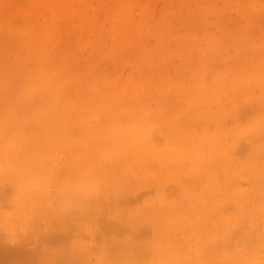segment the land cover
<instances>
[{
    "label": "bare ground",
    "instance_id": "1",
    "mask_svg": "<svg viewBox=\"0 0 264 264\" xmlns=\"http://www.w3.org/2000/svg\"><path fill=\"white\" fill-rule=\"evenodd\" d=\"M42 1L28 0L29 7L22 10L26 15L19 16L25 27L19 19V26L10 27L11 11H5L9 18L5 13L0 17V147L4 141L10 147L4 157L11 170L4 178L12 177L6 180L9 184L0 183V208H6L3 215L0 211V264H264V115L255 113L260 103L264 105V70L250 68L242 77L236 73L245 63L225 72L223 65L229 62L219 58L218 68L223 69H216L215 60L212 71L206 70L212 73L216 67L211 74L217 77L215 88L208 82L211 75H201L212 89L204 92L206 84L198 85L201 76L180 66L176 77L194 76L190 95L170 106L166 90L141 114L138 103L133 104L138 94L129 82H110L114 90L102 87L106 82L98 84L102 58L74 59L64 40L72 30L64 27V6L52 18L58 27L38 19ZM80 1L57 3L75 13L82 34L112 38L118 31L115 46L124 42L138 50L141 81L148 87L145 69L155 57L146 56L151 49L145 39L152 34H144L129 20L125 0L109 9V21L120 23L110 30L96 17V22L85 24L89 8ZM213 10L227 14L216 5ZM200 14H193L189 41L196 36ZM161 30L156 31L158 41L169 31L174 35L171 27L165 35ZM199 42L181 48L194 51V61ZM78 44L84 48L81 41ZM209 47L211 59L214 44ZM235 52L243 60L248 55L238 48ZM259 67L264 69V62ZM251 73L257 78L255 87L250 86ZM153 74L162 77L158 69ZM261 80L263 86L258 85ZM169 82L171 88L175 79ZM242 98L250 100L238 104ZM244 103L254 112L249 113L250 123L244 122L251 117L244 115ZM112 148L117 154L109 153ZM151 158L160 165L158 171L156 164L150 166ZM118 163L129 173L125 184H115ZM186 164L195 167L185 173L186 185L178 182L170 193L173 188H165V179L176 178ZM148 182L157 185L156 194L146 200L145 192L135 195ZM119 189L125 196L118 195ZM33 213L49 222L47 227L51 222L57 226L42 240L38 235L35 242L26 243L17 231L23 217Z\"/></svg>",
    "mask_w": 264,
    "mask_h": 264
},
{
    "label": "rangeland",
    "instance_id": "2",
    "mask_svg": "<svg viewBox=\"0 0 264 264\" xmlns=\"http://www.w3.org/2000/svg\"><path fill=\"white\" fill-rule=\"evenodd\" d=\"M1 1L3 2L1 3ZM1 1H0V17L1 15H4V13L6 14L5 11H7V13L11 11L12 12V13L10 12L12 14L11 18L14 16V18L16 19L12 18L14 22L10 21L9 23H14V24L13 26H10V27L15 28V26L21 25L23 22H22V19L20 22V18H23V17H19V16L20 14H22L23 16L26 15L22 10L27 9L29 7V4H27L28 0L26 1L25 0H21V1L20 0H16V1L15 0H1ZM45 1H48L51 4H43ZM117 2L119 1L118 0H81L78 4H80V6L88 4L89 13L85 19V24H91L92 22H96V18H97L98 20L97 22H100L101 25H104L106 29L110 30L111 28H115L120 25L118 20H115V22L113 23L110 22L108 15H107L109 9L115 7ZM249 2L250 0H228L227 2H224V0H198V1L197 0H125V3L127 4V6L124 8V11L126 15L129 17V20L134 24V26L137 29H139L140 31H143L144 34H147V33L152 34V35H149L145 39L146 42L148 43V48L151 49V52L146 54V56L155 57V60L152 64L150 60H148L147 68L145 69V74H147L146 81H147L148 87L145 84H143V82L141 81V67H140L141 60L139 58L140 54L138 50L136 51L133 48V46L125 45L124 42L121 43L122 47L115 46L116 44L114 43V40L115 38H118L120 36L118 31L117 33L115 32L113 34L112 38L111 37L105 38L100 33L93 34V32L90 34L84 32L82 34L81 31H79V25H78L79 19L75 17V13H73L71 10H68L69 6L66 7L64 4L57 3V0H43L42 4H40L43 10L40 11L41 15L38 16V19H41V20L45 19L44 21L45 22L48 21L49 23L54 21V23L58 27L57 22H55V19L53 20L52 18L56 15V13L58 12V9L64 6L63 7L65 8L64 12H67L63 16L64 17V20H63L64 27L66 26L67 28L72 29L67 34H64V40H65V44L69 46V49L72 52V55L74 56V59L86 60L88 57H91L93 59H97L98 57L102 58V62L104 63L99 64L98 62L99 65L96 71L97 76L98 77L100 76L98 84L103 85V83L106 82L105 85H103L102 87L109 89V87L111 86L109 85V83L110 82L117 83L118 79L123 80L124 82H129V86L133 88L132 89L133 92H136V94H138V98H136L138 102H133V104L134 106H137V103H138L136 110L141 114L142 113L145 114L149 106H152L154 103L157 102V98L155 96H157V94L160 95L166 90H168L167 95L169 96V98H171L169 101L170 106L176 105L180 100L190 95V94L188 95L186 94L190 93L188 91H190V87L192 85L194 76L176 77L177 69L180 66H185L186 69L192 70L196 74L197 77L198 75L201 76V75H204L205 73H208V71L211 72L212 70L210 71V69H212L211 67L212 64L215 66L214 63L216 62L218 65L219 58L221 61L222 60L225 61V62L222 61V63L224 64L225 63L227 64L228 62L229 63L226 66H224L221 63L224 69L222 67L219 69L218 68L219 65L217 66V68L214 66L213 67L219 70L223 69L225 72L228 70L235 69V67L238 66L239 62H242L243 64L245 63L246 65H245L244 70H240L239 72L236 73V75L239 73L240 76L242 75L244 76V73L246 71L248 72L250 68L254 70L256 68H259L258 69L259 72L264 70L263 68L259 67V65L264 62V0H259V2H257L256 4H253V2L252 3L251 2L249 3ZM23 4H24V7H23ZM68 4H70V1L68 2ZM214 5L223 9L224 12L227 14L222 15V14H217L216 12H214L213 10ZM7 6L10 7L9 9L7 8L8 10L6 9ZM76 6L78 8V5ZM14 8L15 10H13ZM20 8H22L21 9L22 13L20 11ZM197 11L201 14H200L199 19L196 21L197 23V27L195 29L196 36L193 37V40L191 39L189 41L188 39L189 31L192 30V28L190 27V22L193 18V14L196 13ZM17 13L19 14L18 18H17ZM7 15L8 14H6V16ZM10 15H8L5 18H9ZM10 19H7V21ZM18 19L20 22L19 25L16 24ZM25 22L26 21L24 20V23ZM28 22H26V24ZM25 26L26 25L24 24V26L21 25L20 27L22 28ZM169 27H171L174 31L173 36L170 35V31L169 33H166V35L164 33L168 31ZM160 29H162L161 32L163 31L162 34H164L166 37H161V38L159 37V41H158L156 39V36H157L156 31ZM40 35L43 37L46 36L44 32H41ZM79 41H81L84 48L79 47V44H78ZM198 41H200L198 45L200 49L197 52L196 60H195L196 62H195L192 57V54H194V51H191L189 53L188 51H183L181 48H183L184 43L192 42L194 45H197ZM0 43H1L0 46H3L2 40H0ZM211 43L214 44V50L212 52L211 59H210L209 54H210V50L212 49H210L209 45ZM88 44H90V46ZM233 47L238 48L242 50L243 52H245L246 54H248L247 57L244 60L237 57L235 48ZM220 56L221 57L223 56L224 59H221ZM190 57H192V59H190ZM165 58H166V61H164ZM200 59L204 60V62H200L199 61ZM194 62L196 63V65L194 64ZM115 64L116 65L118 64V67H115ZM197 67H200V68H197ZM196 68L197 70H200V71H197ZM214 68H213L212 73H208L209 75L215 72L216 69L214 70ZM157 69L160 71V75L162 77L155 76L153 74ZM206 70L208 71L206 72ZM103 71L106 73V74L104 73V76L107 75L106 76L107 78L105 79V81L102 80ZM207 76L208 75H206V77ZM250 76H253L252 73L250 74ZM204 78L205 77L201 76V80L198 83V85L202 83L206 84L204 86H205V90L207 89V91H204V92H209L212 89L208 88V87L211 88V86L208 84L211 83L213 85L212 88H215L217 77L215 75L213 76L211 75V79L210 77H207L210 79L208 80V82L212 80L210 83H208L207 81L206 83H204L203 82ZM252 78L254 79V76L251 77L250 86L255 87L257 85L256 84L257 78H255L256 80L254 79L255 81L252 80ZM170 79L172 80L175 79V83L171 88L170 87L168 88V85H170L172 82V81L169 82ZM259 83H258L259 86H263L262 80ZM143 86L146 88H144ZM178 86L180 88H178ZM250 86H249V89H250ZM150 87L151 89H148ZM113 88L115 89L114 86L113 87L111 86V90H114ZM179 90L181 92L183 91L182 95L181 93H179ZM199 90H200L199 91L200 93L202 92L201 90H203V88H200ZM203 95L204 94H202L201 96L204 98ZM236 97H234V99ZM140 99H142V103L140 102ZM243 99H245V101L250 100L246 98H242V100ZM261 99L262 98L257 99L258 102L262 101L264 103L263 101L264 98L263 100ZM136 100L134 99V101ZM196 100H198V97L196 98ZM252 101L253 100H251V103ZM172 102H175V103H172ZM240 102L243 103L244 100L243 101L239 100L238 104ZM253 103L251 104L253 105L252 108H255L256 105L254 106ZM215 104L217 105L216 102ZM259 105L260 107L258 106L259 108H257L258 111L256 109H255L256 111L255 110L253 111H255V113L257 112L256 115L258 113H261L262 115H264V109H261L262 108L261 106H264V105L261 103ZM246 106L247 105H245V103H244V107L242 106L244 108V109L242 108L243 111L244 112L247 111L246 112L247 114L244 113V115H248L249 113L254 114V112L252 113L251 110H249L251 107L250 106L246 107ZM168 107L169 106H167V108ZM216 108L218 110L222 109V107H219L218 105ZM237 108L239 109V107ZM245 108L246 109L248 108V109L246 110ZM239 112H241L243 115L242 110ZM252 118H253L252 116L247 117V119L244 120V122L248 121V123H250ZM124 120H125L124 118H121V121L126 123V120L125 121ZM1 137L3 136L1 135L0 138ZM3 143H2V147H0V161H3V162H0V183L1 185H3L4 183L9 184L7 181L10 180V178H12V177H8L9 179H7V177L4 178L7 172L11 170L9 168V166L11 167V164L7 160V157L6 158L4 157L7 155L6 152L10 150V147L7 145L5 141ZM3 145H7V146H3ZM109 153L112 155L114 153L117 154L115 148H112L109 151ZM116 158H118L119 160H124V157L122 156L120 157L117 156ZM134 158L135 157H133L131 160L133 161ZM95 161L96 159L93 156L92 158L93 165L95 164ZM150 162L152 163V165L150 164V166H154V164H156L157 167L155 168H156V171H158L160 165L155 163L156 159L151 158ZM110 166H112L111 163H110ZM117 167L120 169L122 168L123 172L121 170H119L118 172ZM174 167H175V164H172L171 169H173ZM116 168H117V172H116L115 184L117 181L120 183L124 182V184L128 182L129 173L125 170V168L123 169V167L119 163L118 165L116 164L115 170ZM194 168L195 167L191 166V164H186L183 168V171L179 175H177L176 178L165 179V182L168 183V184L165 183V188L170 189V187L173 188V186L176 188L174 184H177L178 182L182 185H186L187 178L185 176V173H190L191 169H194ZM120 172L124 173V177L122 174H120ZM119 176H121V179L119 178ZM181 176H182V179L181 180L178 179V177L181 178ZM2 182L4 183L2 184ZM143 186L141 187L142 189L139 188L140 190L136 189V191H134V193L136 192L135 195H139V194L142 195V193L145 192L144 199L146 200V199L152 198L153 195L156 194L157 185L154 182L152 183L148 182L147 184H144ZM125 189L126 187L123 186L122 190H125ZM169 191H171L170 193H172L174 191V188L173 190H169ZM120 193H123V192H120V189H119L118 195ZM191 193L192 191L190 190L189 194ZM121 196H125V195H121ZM22 208H23V205H21L18 213L21 210H23ZM5 209L6 208H3L1 210L0 208L1 213L5 211ZM22 212L26 214L25 211H22ZM2 215L0 217V221L4 220V217ZM239 218L240 216L238 217V219ZM47 224H49V222L42 219L40 215L33 213V214L28 215V218L23 217V219L21 220V225L19 227V230L17 231V234L19 235L20 238L25 239L26 243L27 242L30 243V241H34L35 239L34 237L38 235H41V240H42L44 238L45 232L51 231L57 226L56 224L52 222L50 223L49 227L46 226ZM51 224L53 226H51ZM30 229L36 230L35 233H33V231H29ZM22 233H24L25 238H23Z\"/></svg>",
    "mask_w": 264,
    "mask_h": 264
}]
</instances>
